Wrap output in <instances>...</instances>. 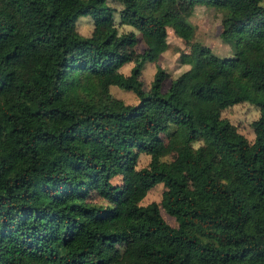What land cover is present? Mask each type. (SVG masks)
I'll return each instance as SVG.
<instances>
[{"label": "trees", "instance_id": "16d2710c", "mask_svg": "<svg viewBox=\"0 0 264 264\" xmlns=\"http://www.w3.org/2000/svg\"><path fill=\"white\" fill-rule=\"evenodd\" d=\"M177 1L0 0V264H264V0H184L223 10L226 57L191 40ZM123 24L146 47L126 74ZM167 28L188 67L162 90L156 65L144 89ZM243 101L251 141L220 116ZM157 183L159 201L139 204Z\"/></svg>", "mask_w": 264, "mask_h": 264}, {"label": "rangeland", "instance_id": "374dc122", "mask_svg": "<svg viewBox=\"0 0 264 264\" xmlns=\"http://www.w3.org/2000/svg\"><path fill=\"white\" fill-rule=\"evenodd\" d=\"M108 3L112 4L116 8L118 7L117 3ZM172 9L192 25V41H197L204 46H208L210 50L219 57H226L230 55L228 45L224 43L219 36L220 19L221 15L223 14V10H216L215 8L204 5H191L184 0L174 3L172 5ZM114 20L117 22V14H114ZM75 27L81 35H88L91 30V19L89 16H80L76 19ZM117 28L118 30L131 29L136 34V42L133 46H123L120 48L121 52H124L129 56V60L123 63L119 68L121 72L126 74L128 73L131 66L134 65L138 59H141V54L145 52L146 47L140 37V34L130 26L123 24L117 25ZM166 32V41L168 42L167 48L158 55L155 62L143 61L141 63L139 79L144 89H147L156 65H159L168 74V78H166L161 84L162 90L167 87L171 77H175L188 67V64L179 62V53L180 51L188 53L190 47L184 44V42L179 37L175 36L171 29L167 28ZM194 60L199 61L200 56L195 55ZM108 92L112 97L121 100L125 104H135L138 100L133 92L121 89L116 85H110ZM220 116L226 118L231 124H233L237 131L241 133L248 141L252 140L253 132L249 122L257 116V109L254 105L245 101L235 103L224 108L221 111ZM172 157L173 153H169L163 158L168 160ZM147 161L148 155L144 153H138L136 158V167L145 165ZM110 181L112 183H117L119 182V178L118 176H113L110 178ZM162 190L163 186L161 183L153 185L145 192L144 196L139 201V204L148 205L151 202H158ZM94 200L96 203H101V200L98 199L95 194ZM159 212L162 218L169 225H176L173 217L166 214L160 206ZM124 245L125 244L119 246L118 251H121Z\"/></svg>", "mask_w": 264, "mask_h": 264}]
</instances>
